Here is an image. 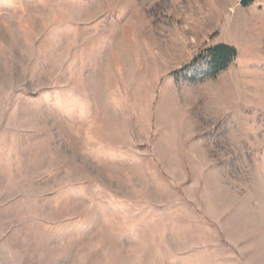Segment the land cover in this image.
Instances as JSON below:
<instances>
[{"label":"rangeland","instance_id":"374dc122","mask_svg":"<svg viewBox=\"0 0 264 264\" xmlns=\"http://www.w3.org/2000/svg\"><path fill=\"white\" fill-rule=\"evenodd\" d=\"M0 264H264V0H0Z\"/></svg>","mask_w":264,"mask_h":264},{"label":"trees","instance_id":"16d2710c","mask_svg":"<svg viewBox=\"0 0 264 264\" xmlns=\"http://www.w3.org/2000/svg\"><path fill=\"white\" fill-rule=\"evenodd\" d=\"M247 1L250 0H242V3L247 5ZM206 51V57L209 58L212 66V77H217L220 73L224 72L237 56V50L227 44H217Z\"/></svg>","mask_w":264,"mask_h":264},{"label":"built area","instance_id":"2783aa9c","mask_svg":"<svg viewBox=\"0 0 264 264\" xmlns=\"http://www.w3.org/2000/svg\"><path fill=\"white\" fill-rule=\"evenodd\" d=\"M211 73L212 66L209 58L207 57H204L200 61L194 63L184 72L186 77H188L189 79H205L210 77Z\"/></svg>","mask_w":264,"mask_h":264}]
</instances>
